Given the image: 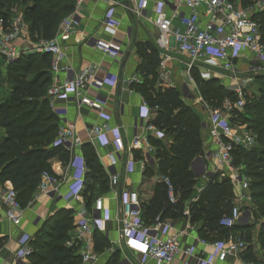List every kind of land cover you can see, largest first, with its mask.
I'll return each instance as SVG.
<instances>
[{"label":"built area","instance_id":"2783aa9c","mask_svg":"<svg viewBox=\"0 0 264 264\" xmlns=\"http://www.w3.org/2000/svg\"><path fill=\"white\" fill-rule=\"evenodd\" d=\"M81 1L75 0V4H79ZM136 1L134 11L138 16L143 15V11L153 4L152 22L158 31L156 48L158 51H162L168 46L169 38H172L177 50L188 59L186 69L190 81L192 80L190 70L194 67L197 69L202 67L221 68L232 78L235 77L234 61L242 55L243 51H248L254 56L253 73L264 71V41H262L259 24L254 19V15L264 9V0H252L246 6L240 5L235 0H176L171 14L165 12L166 0ZM112 12L113 9H109L104 17L105 26L109 28L113 26ZM174 21L178 23V26L174 24ZM61 26L62 29L53 38L40 39L37 42L29 39L28 42L31 41L34 51L47 53L50 56L51 69L69 71V67L62 65V60L64 58L63 41L68 38L71 31L70 20L63 19ZM25 28L20 15L10 21L7 29L4 30L0 27V57L4 58V66L12 63L22 52L14 42L16 39L22 38ZM92 47L113 58L124 55V49L112 41L95 39ZM161 68L163 70L160 73L161 80L168 84L169 72L164 69L163 64ZM199 74L203 79L212 78L208 71H199ZM253 80L250 78L248 81ZM116 81L117 78L112 74L97 77L89 69H84L73 74L71 78L53 82L47 89L50 110L58 119L55 142L69 152L70 157L67 165L71 170V177L77 185L74 190L63 196L65 200H70L81 192L88 169L84 156L76 153L82 142L76 135L75 124L62 119L67 111L65 108L56 107L55 103L57 100L66 101L73 97L78 107L85 105L101 112L103 107L97 105L95 99L87 97V92L90 89L99 91L106 83L115 84ZM247 83L235 84L234 88L230 89L234 93L235 99L225 97L219 106L208 104L188 86L187 82L178 89L180 100L198 115L201 131L209 137L214 145V149L208 151L207 157L200 154L193 159L190 164L191 170L194 171L196 177L207 180L210 174L219 173L221 177H226L232 185L233 205L229 212L219 219V225L225 228L248 224L253 219L249 181L242 173L241 166L236 165L233 156L235 148H251L256 140V135L249 129L232 125L234 118L232 112L234 110L241 112L245 104L243 88L247 86ZM120 108L123 111V104L120 105ZM132 127L134 130L140 128L142 131L159 133L155 126L149 123V114L134 116ZM142 131L131 134L130 146L144 148L143 159L147 165L157 164L155 149L150 143L148 135ZM120 137L118 126L109 127L105 122H101L91 127L88 141L105 146L109 144L111 138L118 140ZM207 161L212 165V169H206ZM116 162L115 155L109 153L107 168L115 165ZM107 175L110 185L115 187L119 182L118 175L116 173ZM159 178L166 188L167 203L174 205L178 198L173 184L166 176ZM41 193L47 196L57 195V178L47 172L41 173L37 191L25 206L21 204L18 194L12 186L0 184V198L5 207L6 220L15 226H20L25 209L33 206L38 194ZM87 213L88 217L85 216L76 223L72 236L64 241V245L77 247L80 244L78 252L81 261L97 264L100 255L90 247L93 242L92 236L94 231H99L107 236L104 223L111 219V211L102 205L101 199H96ZM183 214L188 217L189 210H183ZM114 219L118 224L119 240L134 241L142 248L138 258H130L125 255L117 261V264H173L175 258L179 259V264H213L205 257L195 253L197 244L210 245L212 255L219 262L225 261L230 256L238 258L246 246L234 234H229L223 241L213 242L197 237L189 245L182 246L179 235L183 233V230L169 234L170 225L159 217H156L151 225L145 224L141 202L137 191L134 190L121 195L119 210ZM190 226L189 223L185 225L186 228H190ZM32 238V235L23 233L9 260L4 259L0 254V264H30ZM240 264L253 263L243 261Z\"/></svg>","mask_w":264,"mask_h":264},{"label":"trees","instance_id":"16d2710c","mask_svg":"<svg viewBox=\"0 0 264 264\" xmlns=\"http://www.w3.org/2000/svg\"><path fill=\"white\" fill-rule=\"evenodd\" d=\"M17 1L23 7V19L28 24L29 39L33 42L53 38L59 22L73 11L75 4V0H0V27L4 30L11 20L8 6ZM240 1L243 6L252 2ZM254 19L259 24L264 41V9L256 13ZM136 51L141 59L137 72L143 80L132 86L140 92L147 106L154 109L149 123L168 133L172 139L165 148L160 141L148 137L155 149L159 175L171 181L178 198L174 205L167 203L162 215L186 217L183 214L184 201L190 197L198 179L190 164L202 153L200 119L180 100L175 87L154 86L158 77V50L149 42H144L136 44ZM49 64L47 53L22 51L5 66L4 73L0 71V77L8 87L7 97L0 99V129L3 131L0 136V184L12 186L23 206L37 188L41 173L53 174L50 159L57 157L65 163L69 157V152L55 142L58 119L50 110L46 92ZM195 69L190 70V75L197 92L208 104L219 106L225 97L235 99L234 93L217 79H203ZM254 83L256 93H244L243 109L241 112L234 110L232 120L245 123L247 129L255 133L256 145L248 149L237 147L233 156L236 165L242 163L244 169L241 167V171L250 180L252 202L257 205L253 209V218H264V74L256 75ZM81 150L88 169L83 197L85 206H89L95 183L100 189H107V175L98 163L91 144H82ZM146 174L153 175L149 169ZM207 181L197 199L189 205L190 222L199 224V236L206 240L214 237L226 239L229 234L237 233L246 244L240 258L253 264H264V221L258 227L261 255H257L253 239L256 221L252 219L248 224L230 228L219 225V219L233 205L228 179L210 174ZM163 199L166 201V188L157 179L154 194L145 210L142 209L143 216L146 219L153 217ZM71 227L72 217L68 209H59L47 216L32 235L30 264H80V256L73 253L74 248L64 245ZM1 242L0 239V245ZM93 242L98 252L109 243L99 231H94ZM105 264H117L116 257L111 255Z\"/></svg>","mask_w":264,"mask_h":264},{"label":"crops","instance_id":"0c3cea01","mask_svg":"<svg viewBox=\"0 0 264 264\" xmlns=\"http://www.w3.org/2000/svg\"><path fill=\"white\" fill-rule=\"evenodd\" d=\"M126 1L128 2L127 4ZM166 1L167 5L165 12L166 14H171L175 7L173 4L176 3V0ZM235 1L242 5L240 0ZM136 3V0H82L81 3L74 4L73 11L61 19L54 35L56 36L62 29L61 24L63 19L68 18L71 24V31L69 32L68 38L63 41L64 58L62 60V65L69 67L70 70H53L50 66L51 62L47 70V89L53 82L71 78L73 74L84 69H89L97 77H102L105 74H112L117 78L115 84L106 83L99 91L90 89L87 92V97L95 99L97 105L103 107L101 112L96 108H91L85 105L78 107L73 97H70L66 101L57 100L55 106L66 109L67 112L62 119L75 124L76 135L81 140L82 144L89 143L92 145L95 149L96 159L102 167V170L106 175L116 173L119 178L118 184L115 187H112L107 175V189H100L98 187V189L93 190L92 192H95L96 195L92 194V201L89 206H85L84 204L83 189L79 194L77 193V195H74L72 199L65 200L63 199V196L67 195L69 191L74 190L77 186L74 179L71 177V170L67 165L70 154L65 163L61 162L57 157L50 159L49 163L53 172L51 175L58 180V194L55 196L52 194L49 196L42 193L38 194L33 206L25 209L24 217L20 226H15L6 220L5 207L0 198V239L2 241L0 245V254L4 259L9 260L11 258L12 253L17 248L19 239L23 236V233L33 235L38 230L43 220L59 209H68L71 211L72 227L68 232V238H70L73 234L76 223L85 218V216L88 217L87 212L96 199H101L102 205L108 207L111 211V219L104 223V227L107 230V236L105 237L109 242L108 246L98 252L94 249V242L90 245L91 249L100 255L97 264H105L111 255L116 257L117 261L125 255L130 258H138L140 255L142 248L136 242L131 240L127 242L119 240L118 224L114 219L119 210V203L122 194H125L128 191H137L142 209L145 210L146 205H148L154 194L156 181L157 179L160 180L157 164L150 166L145 163V160L143 159L144 148H132L130 146L131 134L135 132L140 133L142 131L140 128L136 130L133 129V117L149 114L150 120L153 118L152 111L154 110L147 106L140 92L132 86V84L140 83L143 80L142 76L137 72V66L140 64L141 59L137 54L136 44L149 42L156 48V39L158 36V31L152 22L154 15L153 4H150L143 11V15L138 16L134 11ZM111 8L113 9V26L109 28L105 26L104 17ZM18 15L23 19V9L21 13L16 16ZM14 17V14H12L10 21H12ZM23 22L26 27L23 30V36L22 38L16 39L14 44L20 51L37 52L32 49L31 41L28 42V24L24 19ZM174 24L178 26L176 21H174ZM95 39L112 41L124 49V55L126 53L128 54L125 58L124 55L118 58L110 57L92 47ZM157 52L159 56V65L157 68L158 77L154 86L156 88L159 85L175 87L178 91L180 86L187 82L189 83L188 86L197 92L193 80L190 81L188 79L189 76L186 69V62L188 59L184 54L177 50L173 39L169 38L168 46L162 51ZM3 61L4 58L0 57V71L2 73L5 71ZM254 63V56L248 51H243L242 55L234 61L235 77L233 78L221 68L202 67L197 69L195 67V70H197L198 73L199 71H208L212 78L217 79L219 83L228 90L234 88L235 84L241 83V81L243 83L248 82L243 90L246 94L250 95L248 88L253 89L254 87V92H256V84L254 83L255 76L264 74V71L253 73L252 67ZM162 64L164 69L169 72L168 84L162 81L160 77V73L163 71L161 68ZM250 78H253L254 80L248 81ZM121 104H123V111H121L120 108ZM101 122H105L109 127L118 126L121 137L118 140L111 138L109 144L105 146H101L97 143H90L88 141L89 130L94 124ZM243 126L247 129L245 123H243ZM155 129H157L159 133L144 130L142 133L160 141L161 144L167 148L172 141L171 136L156 127ZM200 140L202 147L201 154L204 157H207L208 151L214 149V145L209 137L202 131H200ZM255 145L256 140L253 146ZM76 153L83 155L81 147L79 150H76ZM109 153L115 155L117 162L115 165L107 168ZM240 166L243 168L242 164H240ZM209 168L212 169V165L207 161L206 169ZM147 169H149L153 175L149 176L146 174ZM215 175H217L218 178H222L219 173H215ZM207 182L206 178L197 179L190 197L184 201L183 210H189L190 203L195 201L194 199L198 197ZM36 191L37 188L34 190L32 197ZM32 197L30 199H32ZM158 205L159 206L155 209L156 211L153 217L146 219L145 215L143 216L145 224L151 225L155 218L159 217L162 221L167 222L170 225L169 234L179 232L183 229V233L179 235V241L182 246H187L193 242L192 240H194V238L200 237L197 230L199 224L191 223L189 216H175L172 214L163 216L162 213L167 207V201L163 199ZM263 221L264 218H258L256 227L253 231L254 246L257 255H261L257 236L259 224ZM187 223L191 225L190 228L185 227ZM231 234L238 237L237 233ZM223 240L224 239L214 237L207 241L213 242ZM80 247V244L77 245V247H73V253L79 255L78 251ZM195 253L201 257H205L213 264H240L243 262L240 256L238 258L230 256L223 262L217 261L212 255L213 253L210 245L203 246L197 244ZM179 262V259L175 258L173 264H179ZM80 264L90 263H83L80 256Z\"/></svg>","mask_w":264,"mask_h":264},{"label":"rangeland","instance_id":"374dc122","mask_svg":"<svg viewBox=\"0 0 264 264\" xmlns=\"http://www.w3.org/2000/svg\"><path fill=\"white\" fill-rule=\"evenodd\" d=\"M22 9H23V7H22V5H21V3H20V1H17V2H15V3H12V4H10L9 6H8V12L10 13V15H12V14H14V16L16 17V15L17 14H20L21 13V11H22ZM241 83H243L242 81H241ZM192 85V84H191ZM255 86V85H254ZM247 91V90H246ZM248 92L250 93V95L253 93H256V92H254V87H253V89L252 88H248ZM7 94H8V87H7V84L5 83V81H4V79L2 78V77H0V99H5V97H7ZM232 125L233 126H235V127H239L240 128V126L241 127H244L243 126V123H240L238 120H232ZM246 127V126H245ZM2 135V130L0 129V136ZM242 164V163H241ZM244 169V168H243ZM245 169H248V167L247 168H245ZM246 177H247V179H248V181H250L249 180V177L246 175ZM87 181H88V179H87ZM98 187H99V185L97 184V183H95V185H94V189L93 190H96V189H98ZM83 190H84V188H83ZM92 190V191H93ZM92 194L93 195H96L95 194V192L93 193L92 192ZM252 207H253V209H256L257 208V205L256 204H253V202H252ZM253 221H258V218H253ZM183 230V229H182Z\"/></svg>","mask_w":264,"mask_h":264},{"label":"water","instance_id":"95a60500","mask_svg":"<svg viewBox=\"0 0 264 264\" xmlns=\"http://www.w3.org/2000/svg\"><path fill=\"white\" fill-rule=\"evenodd\" d=\"M128 2L126 1V4H127ZM128 53H126L125 55H124V58L126 57V55H127ZM193 164V163H192Z\"/></svg>","mask_w":264,"mask_h":264}]
</instances>
